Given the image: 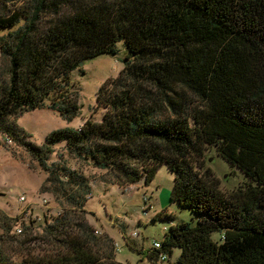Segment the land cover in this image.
Here are the masks:
<instances>
[{"label":"trees","instance_id":"16d2710c","mask_svg":"<svg viewBox=\"0 0 264 264\" xmlns=\"http://www.w3.org/2000/svg\"><path fill=\"white\" fill-rule=\"evenodd\" d=\"M0 9V136L44 171L42 193L81 210L91 193L83 175L49 163L58 143L119 188L147 185L165 166L174 175L170 202L196 224L164 231L146 253L151 264H264V0H0ZM119 42L122 70L96 94L101 121L30 142L14 120L45 101L65 120L77 117L72 72L115 56ZM209 149L242 174L243 186L220 191L204 168ZM70 211L45 218L53 253L25 263L121 264L93 251L95 230ZM24 217L13 226L0 217V264H17L10 232L25 235L36 222Z\"/></svg>","mask_w":264,"mask_h":264},{"label":"rangeland","instance_id":"374dc122","mask_svg":"<svg viewBox=\"0 0 264 264\" xmlns=\"http://www.w3.org/2000/svg\"><path fill=\"white\" fill-rule=\"evenodd\" d=\"M0 12L4 14L5 10L0 9ZM4 33L0 30V36ZM116 49L115 56H99L72 72V82L77 85L78 92L77 117L67 121L50 110L48 101H45L43 107L25 112L14 120L16 126L30 137V142L40 146L53 131L77 129L86 120L101 121L103 110L97 107V91L107 79L117 77L123 67V43L119 42ZM6 77L7 61L0 55V80ZM0 142V217L10 220L12 226L17 220L16 223L20 225L23 222L21 215L24 214V224L29 225L30 218L36 220L32 230L25 235L18 234L16 228L10 232L15 240L10 243L9 256L17 264H28L25 263L28 260L53 253L51 240H43L42 237L45 218L49 221L50 217L60 215L63 210H71L75 219H83L95 230V236L100 241L93 245V251L100 258L110 252L115 254L113 261L121 264H151L146 253L151 250L153 242L162 241L164 231L180 221L192 226L196 224V217L188 209L170 202L174 175L165 166L159 167L147 185L140 181L119 188L110 181L106 172L69 154L63 143L54 145L49 163H64L83 175L91 187L90 198L81 210L69 207L51 192L42 193L41 185L46 178L44 171L23 149L1 136ZM204 160V168L211 170L221 192L231 193L245 183L242 174L211 149L206 151ZM20 198H24V201L20 202ZM160 215L172 216V219H162ZM26 238L31 240L22 244ZM178 255L179 251L175 250L169 261L173 263Z\"/></svg>","mask_w":264,"mask_h":264},{"label":"built area","instance_id":"2783aa9c","mask_svg":"<svg viewBox=\"0 0 264 264\" xmlns=\"http://www.w3.org/2000/svg\"><path fill=\"white\" fill-rule=\"evenodd\" d=\"M89 198H90V196H89ZM21 201H24V198H20V202ZM16 232L18 233V234H20L21 233V231H20V229H16ZM160 246H159V243L158 242H153V244H152V248H159Z\"/></svg>","mask_w":264,"mask_h":264},{"label":"water","instance_id":"95a60500","mask_svg":"<svg viewBox=\"0 0 264 264\" xmlns=\"http://www.w3.org/2000/svg\"><path fill=\"white\" fill-rule=\"evenodd\" d=\"M79 66L82 67L83 66V63H80Z\"/></svg>","mask_w":264,"mask_h":264}]
</instances>
